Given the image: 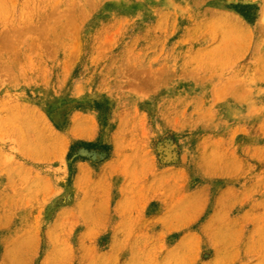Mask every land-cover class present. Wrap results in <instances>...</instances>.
Wrapping results in <instances>:
<instances>
[{
  "label": "rangeland",
  "instance_id": "1",
  "mask_svg": "<svg viewBox=\"0 0 264 264\" xmlns=\"http://www.w3.org/2000/svg\"><path fill=\"white\" fill-rule=\"evenodd\" d=\"M0 264H264V0H0Z\"/></svg>",
  "mask_w": 264,
  "mask_h": 264
}]
</instances>
